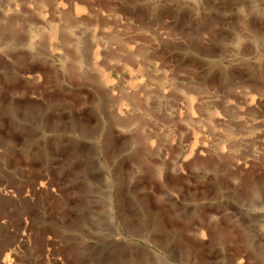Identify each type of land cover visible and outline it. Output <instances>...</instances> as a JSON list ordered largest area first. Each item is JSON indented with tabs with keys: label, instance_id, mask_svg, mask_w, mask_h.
Segmentation results:
<instances>
[{
	"label": "rangeland",
	"instance_id": "obj_1",
	"mask_svg": "<svg viewBox=\"0 0 264 264\" xmlns=\"http://www.w3.org/2000/svg\"><path fill=\"white\" fill-rule=\"evenodd\" d=\"M7 1L22 34L0 40V264H264V0ZM98 90L151 109L118 115ZM157 119L163 146L182 132L166 159ZM101 136L125 175L93 174ZM140 184L141 214L125 198Z\"/></svg>",
	"mask_w": 264,
	"mask_h": 264
},
{
	"label": "crops",
	"instance_id": "obj_2",
	"mask_svg": "<svg viewBox=\"0 0 264 264\" xmlns=\"http://www.w3.org/2000/svg\"><path fill=\"white\" fill-rule=\"evenodd\" d=\"M131 94H137V96H139V99H138V110L139 112H141V115L142 117H144L146 114H148V112L150 111L151 109V102H150V99L147 98V96H143L141 93H137V92H132ZM119 95L120 94H115L113 96L115 97H111L113 101H110L108 99H105L106 97L104 96L103 92L101 90H98L97 91V101L98 103H101V104H104L105 100H108L109 102L113 103V104H116L118 106V104L121 102V97L119 98ZM123 98H125V95L123 94ZM153 103H154V100H153ZM128 104H130L131 106H134L132 103L128 102ZM177 112V110H176ZM118 113V111H117ZM175 112H173V119L174 121L177 122V119H179L178 121L180 123H182V118L181 116L178 114H174ZM164 119V110H162V113H160V117L158 118L160 121L163 122V119ZM158 119L156 120V122H153L150 121L148 123V127L150 128V130L152 132H150L151 134H149V141L153 142H159V144L162 146V151L163 153L160 154V158L163 159L167 157V152L169 151L168 148H172V143H174V138L176 140H181L183 139V137L181 136L182 135V132L177 130V125H175L173 127V131H174V138L171 139L169 141L170 145H162L161 143L162 142H165V144L167 143L166 141V137H165V128H166V124L165 123H161L160 121L158 122ZM176 119V120H175ZM155 123V124H154ZM86 124H88L86 122ZM161 131V132H160ZM154 133V134H152ZM191 134V133H190ZM162 135H164V138L161 137ZM177 135L181 136L177 139ZM142 135H139V134H131L129 136L125 135L124 136V139L129 142V143H137V142H140V141H143L144 142V136H142L143 138H141ZM101 140H92L93 142H97V143H100L99 147L102 148V151H101V156H102V166L100 167V169L97 171V172H94L93 174H97V175H101V176H105L106 179H108V176L109 175H118V174H121V175H125L128 171H126L127 169V165L128 167H131V164L129 163H124V162H120L119 159H117L114 164L111 165V167H109V163L107 161V158H109L110 156L108 155V152L107 150L112 148L111 145H113V141H110L108 139H106V136H101L100 137ZM143 139V140H142ZM151 139V140H150ZM108 143L110 144V147L108 146ZM139 148V146H138ZM140 154V153H139ZM182 155L180 154L179 156V160L178 162L182 161V159L180 158ZM141 159V158H140ZM111 194L110 196L112 197V199H114L115 197L118 199V194L116 193V195L114 194V190L113 188H111ZM150 191H151V188L149 185L147 184H140L138 186H135V185H131L129 188H128V192L131 193L130 194H127V196L125 195V198L126 200L129 199V203H131V205L133 207H137L139 208V214L142 213V210L143 208H147V207H150ZM87 196V194H86ZM124 198V199H125ZM116 199V202L118 201ZM113 206V205H112ZM118 206V205H117ZM136 213H138V211H136Z\"/></svg>",
	"mask_w": 264,
	"mask_h": 264
},
{
	"label": "bare ground",
	"instance_id": "obj_3",
	"mask_svg": "<svg viewBox=\"0 0 264 264\" xmlns=\"http://www.w3.org/2000/svg\"><path fill=\"white\" fill-rule=\"evenodd\" d=\"M1 1V0H0ZM68 1V0H67ZM6 2H8L7 0H6ZM59 2V1H58ZM7 4V3H6ZM20 5V4H19ZM18 0H10L9 1V3L7 4V6H6V12H7V14L8 13H10V14H12V15H15L19 10H18ZM62 5V4H61ZM60 5V6H61ZM76 5V4H75ZM20 7V6H19ZM77 7V6H76ZM75 8V7H74ZM73 9V8H72ZM4 12V11H3ZM0 13H2V12H0ZM67 14V13H66ZM9 15V14H8ZM17 15V14H16ZM2 16V15H1ZM18 17V16H17ZM13 18H15V16H13ZM18 22V21H17ZM13 23V21L11 22V21H9V19L7 18V16H4V18L2 17H0V40L1 39H5V40H10V39H12V38H18V37H20V35L22 34L21 32H22V30L18 27V26H14V27H12L11 26V24ZM19 23V22H18ZM66 25V24H65ZM53 26V25H52ZM245 26H247V25H245ZM251 26V25H250ZM66 28V27H65ZM60 31L58 30V28L56 27V26H53V28L50 30V32H49V39H51L52 41L53 40H55L56 38H58V35H61L60 33H59ZM33 34V33H32ZM246 34V33H245ZM31 36H33V35H31ZM35 36V35H34ZM33 36V37H34ZM62 36V35H61ZM160 37V36H159ZM32 38V37H31ZM59 39V38H58ZM19 40V39H18ZM62 41V42H61ZM3 42V41H2ZM0 44H1V42H0ZM60 44L62 45V49H63V46H66L67 45V43H66V39L62 36L61 37V39H60ZM1 55V54H0ZM79 59V58H78ZM96 59V58H95ZM45 60V59H44ZM81 60H79V62H80ZM27 62V61H26ZM0 63H1V59H0ZM1 65V64H0ZM118 65V64H117ZM25 67V66H24ZM94 67L96 68V69H98V66H97V64L96 63H94ZM3 68V67H2ZM28 69H29V67H28ZM20 70V69H19ZM24 70V69H23ZM22 70V71H23ZM57 71V70H56ZM84 71V70H83ZM32 72V71H31ZM35 72V71H34ZM14 73V72H13ZM22 73V72H21ZM25 73V72H24ZM26 74V73H25ZM31 74V73H30ZM34 75L36 74V73H33ZM32 74V75H33ZM36 76V75H35ZM29 77H31L30 75H29ZM29 77H28V80H29ZM49 77V76H48ZM58 78H61L62 77V79H64L63 77H65V74L63 73L62 75L61 74H59L58 76H57ZM11 78H13L12 76H11ZM27 78V77H26ZM35 78V77H34ZM31 79V78H30ZM40 79V77L38 76V80ZM11 80V79H10ZM36 81V80H35ZM87 81V80H86ZM90 81V80H89ZM33 82V81H32ZM36 82H38V81H36ZM36 82H35V84H36ZM62 82V81H61ZM112 83V81H111V79H110V77L108 76H106V75H104V74H102L101 75V84H102V86L103 87H108V86H110V84ZM8 84V83H7ZM12 84V83H11ZM94 86H97L98 87V84L97 83H95L94 84ZM0 87H2V86H0ZM31 87V86H30ZM36 88V87H35ZM37 90V89H36ZM165 93V92H164ZM130 94H131V92H130ZM108 95H110V94H107V96ZM135 98H137V94L135 95H131L130 97H128V98H121L122 99V101H121V103L117 106V111H118V115H120L119 113H123L124 111H127L128 110V105H127V103H126V101H132V102H134L136 99ZM111 99V98H110ZM138 99H139V96H138ZM137 99V100H138ZM135 103V102H134ZM138 103V102H137ZM176 104V103H175ZM116 105V104H115ZM59 110V109H58ZM115 110V111H116ZM165 110V109H164ZM39 111V110H38ZM57 111V110H56ZM32 112H34V111H32ZM43 112V111H42ZM110 112V111H109ZM113 112V111H112ZM129 112V111H128ZM35 113V112H34ZM33 113V114H34ZM33 114H31V115H33ZM37 114V113H36ZM40 114H42V113H40ZM106 114V113H105ZM116 114V113H115ZM126 114V113H125ZM178 115V114H177ZM59 116H60V114H59ZM59 116H57L58 118H54V119H57V120H59ZM115 116V115H114ZM61 117V116H60ZM107 118H109V117H107ZM112 118V117H111ZM129 118V117H128ZM132 118V117H131ZM128 119V121H131L132 119ZM39 119H41V117H39ZM56 120V121H57ZM113 120V119H112ZM238 124V123H237ZM17 125V124H16ZM80 127H81V129H82V131L83 132H87V130L89 129L88 127H89V125L88 124H86V123H83V124H78ZM221 125H222V123H221ZM78 130H79V128H78ZM80 136H83V134L81 133V131H80ZM151 140V139H150ZM201 152H203V151H201ZM40 155V154H39ZM50 156V155H49ZM240 161V160H239ZM239 166V165H238ZM242 166H244V165H242ZM237 170V169H236ZM35 181V180H34ZM43 184H41V186H42ZM44 186V185H43ZM31 189V188H30ZM10 193V192H9ZM6 196H8V198L6 199V202L7 201H14V195H12V194H7ZM24 196V195H23ZM13 198V199H12ZM15 203V202H14ZM21 213V212H20ZM22 214V217H23V213H21ZM21 219V218H20ZM128 232V231H127ZM78 254V253H77ZM76 254V255H77ZM76 257V256H75ZM2 263H5V264H11L12 263V261H13V258L10 256V255H7L6 257H4L3 259H2Z\"/></svg>",
	"mask_w": 264,
	"mask_h": 264
}]
</instances>
